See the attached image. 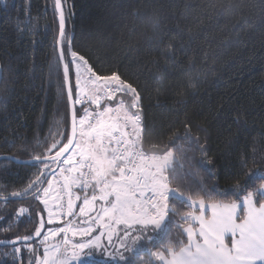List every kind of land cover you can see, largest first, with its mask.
Segmentation results:
<instances>
[{"label":"trees","instance_id":"16d2710c","mask_svg":"<svg viewBox=\"0 0 264 264\" xmlns=\"http://www.w3.org/2000/svg\"><path fill=\"white\" fill-rule=\"evenodd\" d=\"M63 3L71 10L70 16L66 11V30L72 33L73 50L98 73L117 72L132 83L141 95L150 139L177 146L171 186L185 199L203 198L206 205L240 203L259 183L243 174L245 160L250 172H264V0ZM58 24L54 0L0 3V156L32 159L49 135H56L58 121L61 131L68 127L63 123L69 113L61 92ZM168 45L170 58L162 55ZM186 125L199 145L182 139ZM207 160L212 163H202ZM34 165L0 160V191L22 193L11 202L0 200V214L11 217L21 206L30 211L43 207L24 193ZM169 203L181 212L200 213L198 204L172 197ZM20 219L24 223L9 219L8 231L0 225V239L29 234L35 222ZM188 226L198 223L176 216L159 248L169 240L187 242ZM11 251L12 245H0V260ZM148 260L159 264L147 254L135 264Z\"/></svg>","mask_w":264,"mask_h":264},{"label":"snow or ice","instance_id":"6c2138e0","mask_svg":"<svg viewBox=\"0 0 264 264\" xmlns=\"http://www.w3.org/2000/svg\"><path fill=\"white\" fill-rule=\"evenodd\" d=\"M54 2L59 10L56 43L62 62L61 92L69 113L63 123L68 127L61 131L58 121L56 135H49L43 151L32 156L37 170L24 193L32 194L43 207L30 211L21 206L11 217L0 214L4 231L9 230V219L22 224L20 218L25 217L29 223L35 222L27 235L0 239V245H12L10 253H2L0 264H135L143 254L159 264H264V172H250L245 160L243 174L259 183L246 191L240 203L213 202L211 217L206 219L203 198L185 199V193L171 186L177 146L171 140L159 143L150 139L138 89L117 72L98 73L83 54L73 50L65 31V13L70 16L71 10L63 7L62 0ZM0 3L6 4V0ZM158 27L154 25L157 35ZM170 48L166 46L162 53L166 58H170ZM77 105H81L79 111ZM182 139L199 145L187 125ZM81 194L82 217L96 212V202H100L96 224L86 228L62 220L73 217ZM20 196V191L9 195L0 191L4 202ZM170 197L190 206L198 204L201 215L179 211L170 205ZM238 212L243 216L238 217ZM176 216L184 223L196 221L198 229L184 228L187 242L169 240L161 249L159 244ZM58 223L63 226L46 227ZM97 225L104 231L93 236ZM69 233L80 239L71 241ZM57 237L60 240L54 242ZM22 248L27 252L18 256ZM143 264H152V260Z\"/></svg>","mask_w":264,"mask_h":264},{"label":"crops","instance_id":"0c3cea01","mask_svg":"<svg viewBox=\"0 0 264 264\" xmlns=\"http://www.w3.org/2000/svg\"><path fill=\"white\" fill-rule=\"evenodd\" d=\"M45 187H46V185H45ZM73 191L74 192H80V190H77V189H74ZM82 199H83V194H81V200L77 201L76 204H75L73 217H68V216L62 217V220L65 223L68 220H72L73 223L75 224V222H77L78 220H80L82 218V216L79 215V209L83 206L82 205ZM95 207H96V212H90L87 216H83L85 218H84V221H83L81 227H79V228H86V227H89V224H93V225L96 224L97 213L99 212V209H100V202L99 201L96 202ZM195 215H197V216L201 215V212L199 214H195ZM203 215H204V217L206 219L211 217V204L210 205H206L205 210L203 211ZM85 221H89V223H85ZM188 227H192L194 230L198 229V227L197 228H194L193 226H188ZM101 231H104V229L102 228V226L97 225L96 226V231L93 233V236L97 235ZM79 239H80L79 236L73 237V241H76V240H79ZM104 239H106V237ZM114 240H115V238H114Z\"/></svg>","mask_w":264,"mask_h":264},{"label":"rangeland","instance_id":"374dc122","mask_svg":"<svg viewBox=\"0 0 264 264\" xmlns=\"http://www.w3.org/2000/svg\"><path fill=\"white\" fill-rule=\"evenodd\" d=\"M66 34L68 35V37H69V39H70V41H71V46H72V33L69 31V30H66ZM102 106H103V104H102ZM94 107V106H93ZM47 186V185H46ZM170 199V198H169ZM66 200H67V198L65 197V202H66ZM197 205V204H196ZM206 205V204H205ZM43 206V205H42ZM44 215H45V218H46V213H44ZM193 215H195V214H193ZM84 218L85 217H82L80 220H78L77 222H75V226L77 227V228H79V227H81V225H82V223H83V221H84ZM57 226H63V225H61V224H57V225H46V227H52V228H55V227H57ZM63 235V234H62ZM69 238H70V240L71 241H73V237H72V235H71V233H69ZM60 240V237H57L56 238V241H54V242H58ZM74 242V241H73ZM36 246H39V245H36ZM24 250H26V252H27V249L26 248H22V251H21V253L20 254H18V256H22V254H23V252H24ZM41 253H42V248H41Z\"/></svg>","mask_w":264,"mask_h":264},{"label":"water","instance_id":"95a60500","mask_svg":"<svg viewBox=\"0 0 264 264\" xmlns=\"http://www.w3.org/2000/svg\"><path fill=\"white\" fill-rule=\"evenodd\" d=\"M62 5H63V7H64V3H63V0H62ZM65 8V7H64ZM57 10V13H58V19H59V10L58 9H56ZM65 18H66V13H65ZM66 28H67V19H66ZM66 28H65V31H66ZM57 47H58V45H57ZM58 52H59V47H58ZM61 64H62V62H61ZM5 158H13V156H10V155H2V156H0V160H11V161H13V162H15V163H17V164H22V165H29V164H36L37 162L36 161H34L33 159H29V160H20V159H17V158H15V159H5ZM12 199V198H11Z\"/></svg>","mask_w":264,"mask_h":264},{"label":"flooded vegetation","instance_id":"af4514ba","mask_svg":"<svg viewBox=\"0 0 264 264\" xmlns=\"http://www.w3.org/2000/svg\"><path fill=\"white\" fill-rule=\"evenodd\" d=\"M30 243H34L33 241H31Z\"/></svg>","mask_w":264,"mask_h":264},{"label":"built area","instance_id":"2783aa9c","mask_svg":"<svg viewBox=\"0 0 264 264\" xmlns=\"http://www.w3.org/2000/svg\"><path fill=\"white\" fill-rule=\"evenodd\" d=\"M106 102V101H105Z\"/></svg>","mask_w":264,"mask_h":264}]
</instances>
